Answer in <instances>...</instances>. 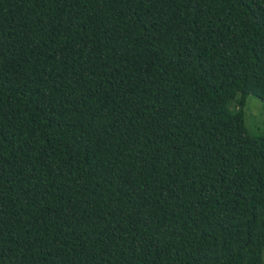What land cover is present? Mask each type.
I'll return each mask as SVG.
<instances>
[{
  "label": "trees",
  "instance_id": "1",
  "mask_svg": "<svg viewBox=\"0 0 264 264\" xmlns=\"http://www.w3.org/2000/svg\"><path fill=\"white\" fill-rule=\"evenodd\" d=\"M264 0H0V264H264Z\"/></svg>",
  "mask_w": 264,
  "mask_h": 264
},
{
  "label": "rangeland",
  "instance_id": "2",
  "mask_svg": "<svg viewBox=\"0 0 264 264\" xmlns=\"http://www.w3.org/2000/svg\"><path fill=\"white\" fill-rule=\"evenodd\" d=\"M248 108L255 114L257 120L264 123V102L257 98L248 100Z\"/></svg>",
  "mask_w": 264,
  "mask_h": 264
}]
</instances>
